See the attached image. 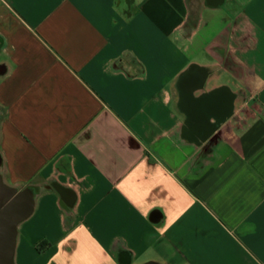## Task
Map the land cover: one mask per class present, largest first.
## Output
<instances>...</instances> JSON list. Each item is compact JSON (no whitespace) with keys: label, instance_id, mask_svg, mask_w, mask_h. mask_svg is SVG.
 <instances>
[{"label":"crops","instance_id":"crops-1","mask_svg":"<svg viewBox=\"0 0 264 264\" xmlns=\"http://www.w3.org/2000/svg\"><path fill=\"white\" fill-rule=\"evenodd\" d=\"M0 191L14 264H264V0H0Z\"/></svg>","mask_w":264,"mask_h":264},{"label":"water","instance_id":"water-1","mask_svg":"<svg viewBox=\"0 0 264 264\" xmlns=\"http://www.w3.org/2000/svg\"><path fill=\"white\" fill-rule=\"evenodd\" d=\"M7 209L0 211V264H14L13 252L15 246L16 228L7 216ZM3 214V215H2Z\"/></svg>","mask_w":264,"mask_h":264},{"label":"flooded vegetation","instance_id":"flooded-vegetation-1","mask_svg":"<svg viewBox=\"0 0 264 264\" xmlns=\"http://www.w3.org/2000/svg\"><path fill=\"white\" fill-rule=\"evenodd\" d=\"M3 197H4V196H3V194H2L1 191H0V211H2L1 208H2V199H3ZM4 209H5V208H4ZM11 213H12V212H11ZM11 213H10V214H11ZM7 214H8V215L5 216V217H7V218H9V219L11 220V218L13 217V214L10 215L8 212H7ZM2 215H3V214H2ZM0 228H3V227L0 226Z\"/></svg>","mask_w":264,"mask_h":264}]
</instances>
